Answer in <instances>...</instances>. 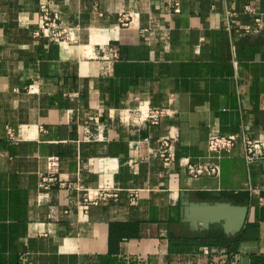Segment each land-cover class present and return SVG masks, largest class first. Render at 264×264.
I'll return each mask as SVG.
<instances>
[{
	"label": "crops",
	"instance_id": "1",
	"mask_svg": "<svg viewBox=\"0 0 264 264\" xmlns=\"http://www.w3.org/2000/svg\"><path fill=\"white\" fill-rule=\"evenodd\" d=\"M44 1L63 43L33 37ZM148 109L157 125L123 120ZM244 133L264 144V0H0V264H264V159L237 143L219 177L185 168ZM99 187L117 200L84 203ZM184 201L246 206L245 223L190 227Z\"/></svg>",
	"mask_w": 264,
	"mask_h": 264
},
{
	"label": "built area",
	"instance_id": "2",
	"mask_svg": "<svg viewBox=\"0 0 264 264\" xmlns=\"http://www.w3.org/2000/svg\"><path fill=\"white\" fill-rule=\"evenodd\" d=\"M174 12L178 11V3L174 2L171 5ZM250 11L249 9H247ZM255 26H246L243 31L245 33L256 32L261 24V18L254 19ZM120 24L127 26L128 18L124 13L120 14ZM33 37L36 39H46L49 42L63 43L67 39V34L59 25V15L52 11L49 7V2L44 1L40 3L37 12V27L33 32ZM164 116V111L159 109H148L137 111L135 116H128L126 114L123 120L131 121L136 125L148 123L157 125ZM239 143L243 149V159L246 165H251L260 162L264 159V144L262 141L251 138L246 133L242 134L240 138L229 134H214L207 141V159L206 163H190L185 164L187 174L192 178L201 176L219 177L221 174L220 160L224 154L232 151L234 146ZM157 156L165 163L174 161V153L172 143L169 138L163 139L159 142ZM58 162L57 159L50 158L48 160L49 175L43 178L42 184L54 182L56 180L54 173L56 172ZM63 185V183H61ZM76 190L83 189L82 186L74 185ZM47 187V186H46ZM70 187V184L67 185ZM90 193L89 198L83 200L89 205H97L102 202L110 200L116 201L118 198V190L107 187H99L95 189H87Z\"/></svg>",
	"mask_w": 264,
	"mask_h": 264
},
{
	"label": "water",
	"instance_id": "3",
	"mask_svg": "<svg viewBox=\"0 0 264 264\" xmlns=\"http://www.w3.org/2000/svg\"><path fill=\"white\" fill-rule=\"evenodd\" d=\"M246 206L232 205L226 202L192 203L181 202L180 216L190 227L198 224L207 229L210 225L220 224L226 235L239 233L245 223Z\"/></svg>",
	"mask_w": 264,
	"mask_h": 264
}]
</instances>
